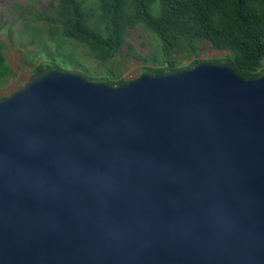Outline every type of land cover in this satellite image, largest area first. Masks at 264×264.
<instances>
[{"label":"water","instance_id":"obj_1","mask_svg":"<svg viewBox=\"0 0 264 264\" xmlns=\"http://www.w3.org/2000/svg\"><path fill=\"white\" fill-rule=\"evenodd\" d=\"M0 264H264V72L32 76L0 100Z\"/></svg>","mask_w":264,"mask_h":264},{"label":"trees","instance_id":"obj_2","mask_svg":"<svg viewBox=\"0 0 264 264\" xmlns=\"http://www.w3.org/2000/svg\"><path fill=\"white\" fill-rule=\"evenodd\" d=\"M55 1V6L50 5L52 15L44 20L49 24L48 37L55 44V54L60 60L50 55L45 45H37L38 52L22 62L35 67L32 76L49 68L80 69L72 56L74 61L67 64L68 59L59 54L60 39L84 48L100 64L112 63L125 45L128 33L136 28L156 43L157 54L148 58L132 55V59L145 64L143 70L149 74L186 72L202 63L228 64L243 80H254L264 72V0ZM205 41L215 51H227L228 56L220 60H194L186 66H181V61L174 57L177 52H182L184 58L196 56L197 46ZM5 50L6 44L0 41V82L14 76ZM42 55L52 63H38ZM149 64L152 67H147ZM80 75L112 87L124 84L112 69L105 70L100 78Z\"/></svg>","mask_w":264,"mask_h":264},{"label":"rangeland","instance_id":"obj_3","mask_svg":"<svg viewBox=\"0 0 264 264\" xmlns=\"http://www.w3.org/2000/svg\"><path fill=\"white\" fill-rule=\"evenodd\" d=\"M50 5L55 6V0H0V41L6 44L4 55L14 76L4 82H0V100L18 92L32 77L35 67H27L22 64L38 52L37 45H45L50 55L57 58L55 44L48 37L49 24L44 20L52 15ZM35 33V35H33ZM34 40V41H33ZM59 54L67 64L76 60L79 70L63 71L77 74L85 73L93 78H100L104 71L112 69L124 82L136 80L145 71V64L132 59L133 54L148 58L157 54L156 43L151 41L148 34L140 28L130 31L126 37V43L120 54L112 63L100 64L87 54V51L70 41L58 40ZM43 53V51H40ZM227 51H215L208 42L197 46V55L184 58L182 52L175 53L174 57L181 61V66H186L192 61L203 62L220 60L228 56ZM44 55V53H43ZM40 56L38 63H52L46 57ZM72 56L74 59H72ZM71 58V59H70ZM264 66V58L262 61ZM152 67V64L147 65Z\"/></svg>","mask_w":264,"mask_h":264}]
</instances>
